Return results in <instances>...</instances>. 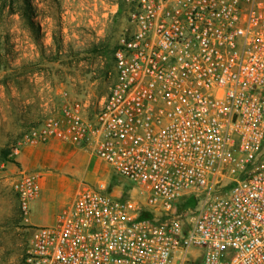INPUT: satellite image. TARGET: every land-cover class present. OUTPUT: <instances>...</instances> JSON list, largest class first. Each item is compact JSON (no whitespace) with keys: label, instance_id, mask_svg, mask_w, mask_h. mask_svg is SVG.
I'll use <instances>...</instances> for the list:
<instances>
[{"label":"built area","instance_id":"1","mask_svg":"<svg viewBox=\"0 0 264 264\" xmlns=\"http://www.w3.org/2000/svg\"><path fill=\"white\" fill-rule=\"evenodd\" d=\"M109 16L105 95L58 88L11 153L74 145L127 186L81 180L29 225L26 264H264V0H112ZM14 188L27 215L38 175Z\"/></svg>","mask_w":264,"mask_h":264},{"label":"rangeland","instance_id":"2","mask_svg":"<svg viewBox=\"0 0 264 264\" xmlns=\"http://www.w3.org/2000/svg\"><path fill=\"white\" fill-rule=\"evenodd\" d=\"M111 1L0 0L1 97L5 98L19 84L29 89V72L37 70L48 81L51 97L44 111L24 121L27 123L23 131L0 137V264H26L24 249L29 225L22 223L25 213L14 182L22 172L40 178L46 169L20 160L25 147L34 149L37 145L24 144L18 154H12L11 150L27 128L39 122L57 103L58 88L71 97L84 96L94 103L105 95L114 79L112 47L123 23L121 19L117 23L112 21L109 11L106 13ZM31 50L38 51L35 60L29 57ZM18 100L21 111L31 104L26 95ZM95 160L86 157L71 161L62 171L91 183L100 178L116 192L121 187L125 189L127 183L123 178L108 167L102 172ZM44 194L39 206H31L33 214L47 203Z\"/></svg>","mask_w":264,"mask_h":264},{"label":"crops","instance_id":"3","mask_svg":"<svg viewBox=\"0 0 264 264\" xmlns=\"http://www.w3.org/2000/svg\"><path fill=\"white\" fill-rule=\"evenodd\" d=\"M110 9V6H109ZM106 10V13L109 11ZM31 42V39H30ZM33 43V42H32ZM38 56L37 50H31L29 57L35 60ZM29 89L26 85H16L11 88L10 94L5 98L0 95V137L6 138L16 135L26 128L24 121L31 120L41 111L45 110V105L51 99L48 88V81L44 80L39 70L29 72ZM3 93V92H2ZM28 96L31 104H28L26 110L21 111L19 96ZM52 95V94H51ZM18 96V98H17ZM96 159V163L101 171H105L107 165L96 156L89 153L87 149L70 144L51 141L46 144L37 145L36 148L25 147L20 155V160L29 165L34 164L46 169L39 178L40 192L38 196L30 203V211L22 219L26 225H50L55 221L60 209L72 203L79 182L73 174L63 172L62 168L71 161L83 158ZM54 161V162H53ZM56 161V165L54 164ZM109 170V169H108ZM101 172V173H102ZM83 180V179H82ZM104 181L96 179L93 183ZM118 192V191H117ZM47 199L44 207L35 214L31 211V206L37 207L41 199ZM58 195V196H57ZM57 209V210H55ZM25 238V249L27 248V238Z\"/></svg>","mask_w":264,"mask_h":264},{"label":"trees","instance_id":"4","mask_svg":"<svg viewBox=\"0 0 264 264\" xmlns=\"http://www.w3.org/2000/svg\"><path fill=\"white\" fill-rule=\"evenodd\" d=\"M192 201L191 200H188L187 202H186V204H189V203H191Z\"/></svg>","mask_w":264,"mask_h":264}]
</instances>
